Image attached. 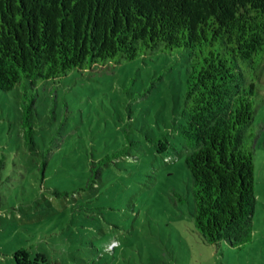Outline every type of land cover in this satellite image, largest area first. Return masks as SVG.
I'll return each mask as SVG.
<instances>
[{"label": "rangeland", "instance_id": "rangeland-1", "mask_svg": "<svg viewBox=\"0 0 264 264\" xmlns=\"http://www.w3.org/2000/svg\"><path fill=\"white\" fill-rule=\"evenodd\" d=\"M187 69L176 51L0 89V264H264V104L253 237L205 243L180 132ZM93 159L102 176L80 190Z\"/></svg>", "mask_w": 264, "mask_h": 264}, {"label": "trees", "instance_id": "trees-1", "mask_svg": "<svg viewBox=\"0 0 264 264\" xmlns=\"http://www.w3.org/2000/svg\"><path fill=\"white\" fill-rule=\"evenodd\" d=\"M176 51L188 52L180 132L195 229L205 243L242 247L253 237L257 202L264 0H0L1 90ZM103 160L91 161L80 190L96 185Z\"/></svg>", "mask_w": 264, "mask_h": 264}]
</instances>
